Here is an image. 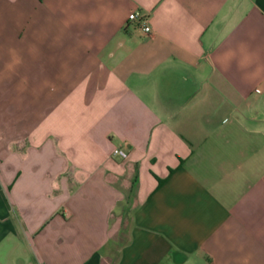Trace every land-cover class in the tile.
Returning <instances> with one entry per match:
<instances>
[{"label":"crops","instance_id":"obj_1","mask_svg":"<svg viewBox=\"0 0 264 264\" xmlns=\"http://www.w3.org/2000/svg\"><path fill=\"white\" fill-rule=\"evenodd\" d=\"M0 264H264V0H0Z\"/></svg>","mask_w":264,"mask_h":264},{"label":"built area","instance_id":"obj_2","mask_svg":"<svg viewBox=\"0 0 264 264\" xmlns=\"http://www.w3.org/2000/svg\"><path fill=\"white\" fill-rule=\"evenodd\" d=\"M126 24L139 25V29L145 35L150 32V27H149V24L147 22V17L145 15L141 14L137 10L129 12L127 14ZM111 154L113 156H117L121 159H124L126 157V153L123 150H121L120 148H113L111 151Z\"/></svg>","mask_w":264,"mask_h":264}]
</instances>
